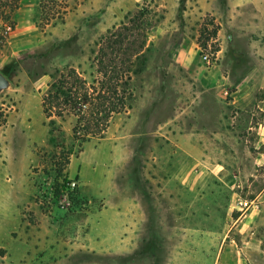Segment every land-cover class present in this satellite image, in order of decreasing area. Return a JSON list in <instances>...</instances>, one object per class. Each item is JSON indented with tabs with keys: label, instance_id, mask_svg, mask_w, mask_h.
<instances>
[{
	"label": "rangeland",
	"instance_id": "374dc122",
	"mask_svg": "<svg viewBox=\"0 0 264 264\" xmlns=\"http://www.w3.org/2000/svg\"><path fill=\"white\" fill-rule=\"evenodd\" d=\"M134 17L147 36L126 109L98 137L53 117L50 145L52 78L98 86L100 42ZM182 43L218 75L212 114L182 98L199 89L172 60ZM0 73V264H264V146L228 106L241 85L264 100V0H0Z\"/></svg>",
	"mask_w": 264,
	"mask_h": 264
},
{
	"label": "trees",
	"instance_id": "16d2710c",
	"mask_svg": "<svg viewBox=\"0 0 264 264\" xmlns=\"http://www.w3.org/2000/svg\"><path fill=\"white\" fill-rule=\"evenodd\" d=\"M136 17L100 42L95 58L97 73L101 78L98 86L87 82L74 69L56 72L42 103L44 114L51 119L50 145H57L64 137L62 128L53 117L64 119L73 115L77 118L74 128L76 135L98 137L107 131L114 115L126 109L131 94L129 85L132 76L137 74L136 62L144 54L147 36L141 27L143 17H138L139 20ZM211 25L214 30L205 42L202 41L205 34H200L198 44L201 48H207L211 38L217 40L219 26L215 23ZM66 157L69 162L71 153L68 152Z\"/></svg>",
	"mask_w": 264,
	"mask_h": 264
},
{
	"label": "crops",
	"instance_id": "0c3cea01",
	"mask_svg": "<svg viewBox=\"0 0 264 264\" xmlns=\"http://www.w3.org/2000/svg\"><path fill=\"white\" fill-rule=\"evenodd\" d=\"M200 19L201 17L198 18V20ZM197 51L198 50H196L194 47H192L191 50L185 48L184 44L182 43L178 55L174 56L172 60L176 65L182 66L183 68H186L192 72V74H189L191 78L190 81L191 83L196 84V86L199 88L197 91H195L196 94L195 96L190 95L192 94V92L190 93L189 91L188 92L186 91L184 92V96H182V98H188V100L194 98L196 100L195 103L199 107L203 106L204 108H206L204 110H206V113H208L209 115V113L212 114L213 113L212 110H214V107L210 106L209 103H212L214 105L215 104L221 105L223 104L222 101L225 99L220 92L215 90V84L216 81L218 80V75L216 73H207L210 70H213L215 72L214 67H207L205 64L201 65L198 61ZM161 93L162 92L155 93L154 97L160 99L159 100L155 99V101H152L150 106L151 108L159 105L163 96V93L162 94ZM260 95H261L260 90L253 89L251 86L244 87L241 85L240 88L236 89L233 93H231L228 106L234 108L237 116L246 117L248 123L246 127L247 132L256 130L258 135V144L264 146V122H259L257 123L256 126L253 125L255 114L257 113V109L264 113V100L263 99L259 100L261 98ZM207 98H209L210 100L207 101L206 100ZM179 103H182V101H180ZM183 103L190 104V102L189 103L186 102V99L183 100ZM218 114H219L218 116H220L221 118L222 113L219 112ZM234 119H236L237 122L234 120L233 123L237 124L238 126H241L238 117L237 118L234 117ZM186 124H187L186 128H191V126L189 125L190 122ZM166 127L168 129H174V128H180V125L176 124L174 122V119L172 118L167 120ZM236 127H234V129H236ZM238 143L241 145L243 144L247 147V144L249 143L248 138L245 137L243 142H240L238 140ZM183 144L189 146L188 137L185 136L183 137Z\"/></svg>",
	"mask_w": 264,
	"mask_h": 264
},
{
	"label": "water",
	"instance_id": "95a60500",
	"mask_svg": "<svg viewBox=\"0 0 264 264\" xmlns=\"http://www.w3.org/2000/svg\"><path fill=\"white\" fill-rule=\"evenodd\" d=\"M8 86V80L0 73V92Z\"/></svg>",
	"mask_w": 264,
	"mask_h": 264
},
{
	"label": "built area",
	"instance_id": "2783aa9c",
	"mask_svg": "<svg viewBox=\"0 0 264 264\" xmlns=\"http://www.w3.org/2000/svg\"><path fill=\"white\" fill-rule=\"evenodd\" d=\"M223 94H224L225 97H229L228 91H225Z\"/></svg>",
	"mask_w": 264,
	"mask_h": 264
}]
</instances>
